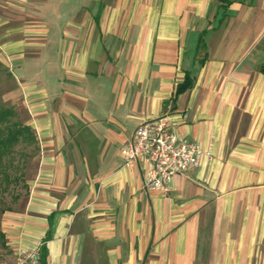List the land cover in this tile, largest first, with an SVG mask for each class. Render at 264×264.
<instances>
[{"label":"crops","instance_id":"0c3cea01","mask_svg":"<svg viewBox=\"0 0 264 264\" xmlns=\"http://www.w3.org/2000/svg\"><path fill=\"white\" fill-rule=\"evenodd\" d=\"M0 56L37 163L5 263L264 264V0H0ZM161 114L210 152L168 192L121 155Z\"/></svg>","mask_w":264,"mask_h":264},{"label":"built area","instance_id":"2783aa9c","mask_svg":"<svg viewBox=\"0 0 264 264\" xmlns=\"http://www.w3.org/2000/svg\"><path fill=\"white\" fill-rule=\"evenodd\" d=\"M205 154L209 155L210 152L205 151L200 142L179 136L168 114L143 120L133 138L121 149L127 165L139 159L145 162V186L164 192L170 191V182L175 174L191 170ZM15 264H43L41 244L17 252Z\"/></svg>","mask_w":264,"mask_h":264},{"label":"rangeland","instance_id":"374dc122","mask_svg":"<svg viewBox=\"0 0 264 264\" xmlns=\"http://www.w3.org/2000/svg\"><path fill=\"white\" fill-rule=\"evenodd\" d=\"M62 16L67 17L69 14L65 13ZM21 68L19 66L11 67L10 70L9 59L2 60L0 56V109L8 108L13 113L9 118V124L7 122L8 126H11L10 123L13 122L26 125L23 123L26 117L23 104L24 97L18 89L15 79L17 74H21ZM31 74L29 72L27 75L30 79L40 80V78H32ZM35 147V142L30 139H23L15 145L10 156L6 155V165L0 167L1 225L4 214L19 211L29 194L28 183L37 169V163L33 159ZM8 175L9 179L7 178ZM8 256H12V254L6 245V241L0 240V262H6Z\"/></svg>","mask_w":264,"mask_h":264},{"label":"trees","instance_id":"16d2710c","mask_svg":"<svg viewBox=\"0 0 264 264\" xmlns=\"http://www.w3.org/2000/svg\"><path fill=\"white\" fill-rule=\"evenodd\" d=\"M191 79H186L185 82L179 85L178 92L186 89L191 85ZM12 111L8 108L0 109V167L6 165L5 157L10 156L12 154L13 149L16 144H18L23 139H30L31 141H35V136L32 129L23 124L18 123H10L9 118L12 115ZM9 179V175L7 176ZM0 240L6 241L5 233L1 229L0 224ZM43 264H46V252L45 247L41 249Z\"/></svg>","mask_w":264,"mask_h":264}]
</instances>
